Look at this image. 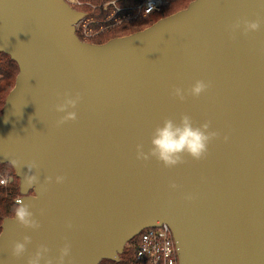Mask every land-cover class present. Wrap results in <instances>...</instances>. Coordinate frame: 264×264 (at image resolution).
<instances>
[{"label": "water", "instance_id": "obj_1", "mask_svg": "<svg viewBox=\"0 0 264 264\" xmlns=\"http://www.w3.org/2000/svg\"><path fill=\"white\" fill-rule=\"evenodd\" d=\"M83 16L65 0H0V53L19 70L0 116V164L19 180L15 204L41 225L4 219L0 264H28L40 245L50 250L41 264H56L66 243L65 264L118 263L163 224L179 264H264V0H194L101 45L76 36ZM245 20L260 29L232 30ZM196 81L209 85L198 98L173 95ZM77 94V119L58 126L67 113L57 105ZM183 114L220 134L205 159H137L157 126ZM28 175L39 183L27 187ZM25 236L32 243L16 258Z\"/></svg>", "mask_w": 264, "mask_h": 264}, {"label": "clouds", "instance_id": "obj_2", "mask_svg": "<svg viewBox=\"0 0 264 264\" xmlns=\"http://www.w3.org/2000/svg\"><path fill=\"white\" fill-rule=\"evenodd\" d=\"M243 24L244 34L249 32L258 31L261 27L260 21H238L232 26V30L235 31ZM209 85L203 81H196L195 84L185 91L181 88H175L173 95L181 101H184L187 96L199 97L205 91H207ZM80 95L77 94L75 98H71L70 95L66 96L62 104L57 105L56 110L60 113H67L58 122L57 125H63L69 121H75L77 115L75 111H69V109H75L80 102ZM211 123L206 122L202 125L194 124L192 118L187 115H181L179 123L172 118H166L162 125L155 128L151 137V148L146 154L143 151V145L137 146V159L148 160L150 158L156 159L157 162L162 163L166 168H173L185 162V157H190L193 160L205 159L208 155L209 144L219 138V133L211 131ZM228 138L225 137V140ZM15 163V162H13ZM29 172L35 169L37 166L33 163L27 166ZM64 177H57V183H63ZM4 181H0L3 183ZM52 178H46V183H51ZM39 183L37 175H28L25 177V185L27 187H33ZM173 188L177 187L175 184ZM13 216L15 221L25 228L37 230L40 228L39 222L34 218V214L30 211V206L25 204L24 201H17V205L13 208ZM71 228V224L68 225ZM31 237L25 236L23 242H16L13 246V255L16 258L22 257L27 252V246L31 244ZM49 248L45 245H40L36 253L29 258L28 264H41L42 260H45L46 255L49 253ZM71 245L65 244L60 249V255L56 264H65V259L70 256ZM46 264H53V260L47 259Z\"/></svg>", "mask_w": 264, "mask_h": 264}, {"label": "built area", "instance_id": "obj_3", "mask_svg": "<svg viewBox=\"0 0 264 264\" xmlns=\"http://www.w3.org/2000/svg\"><path fill=\"white\" fill-rule=\"evenodd\" d=\"M65 1L69 4L70 0ZM166 5L167 2L164 0H145L130 8L113 11L103 23L87 18L84 14L75 25V34L83 43L95 44V41L108 29L123 23H135L161 13ZM0 181H4L0 183L3 187L9 184L1 173ZM133 240L135 244L134 264H179L172 232L167 225L145 229Z\"/></svg>", "mask_w": 264, "mask_h": 264}, {"label": "rangeland", "instance_id": "obj_4", "mask_svg": "<svg viewBox=\"0 0 264 264\" xmlns=\"http://www.w3.org/2000/svg\"><path fill=\"white\" fill-rule=\"evenodd\" d=\"M164 1L167 2V5L164 7V9L167 12L166 17H169V16H171V15H173L179 11L186 9L190 5V3L193 2L194 0H164ZM69 4L71 5V7L74 10L81 12L83 14H86L85 16L87 18H93L96 21H98L99 23H103L113 11L130 8L134 5L133 0H100L99 3L81 2L80 0H70ZM99 11L104 13L103 17H100ZM142 20H144V19H142ZM159 20H161V19H159ZM135 23H137V22H135ZM95 28L97 29V27H95ZM133 28H134L133 23H123L121 25H117L113 28L108 29L104 34H102V36L100 38L97 39V41L102 39V38L104 40L109 39L108 41H110V40L114 39V37H116V36L130 32L131 30H133ZM5 61H7L6 56H4L0 53V104L2 101L5 102V99L8 95L7 94L5 96V98H3V95L5 92L3 91L2 87H1L2 76L5 72V68L3 67V62H5ZM0 173L4 178H6V180L9 181L8 185H11L13 182H14V184H17V183L19 184V180L16 177L15 171L13 170V168L10 165L0 164ZM4 189L7 190L8 187L7 188L4 187ZM9 192H10V190H9ZM7 196H9L11 200H14V202H15V200H17L21 197L20 191H19V193H17L13 197L11 196V194L7 195ZM14 202L13 201L9 202V200L8 201L5 200L0 204V224L3 223L2 221L4 220L5 217H7L8 214L9 215L7 218H11L9 216L12 215V212H13L12 210L15 207ZM130 242L125 246L123 254L126 251L128 252L131 250H133L135 252V247H134L135 244L134 243L132 244ZM123 254L120 255V258H124ZM132 260L133 261L135 260V254L132 256Z\"/></svg>", "mask_w": 264, "mask_h": 264}, {"label": "trees", "instance_id": "obj_5", "mask_svg": "<svg viewBox=\"0 0 264 264\" xmlns=\"http://www.w3.org/2000/svg\"><path fill=\"white\" fill-rule=\"evenodd\" d=\"M80 1L81 2L99 3L100 0H80ZM144 1L145 0H133V4L134 5H138V4L143 3ZM101 13L102 12L99 11L100 17H103L104 13H102V14ZM166 16H167V12L164 9L161 13H158V14L156 13L154 15L149 16L147 19H144V20L139 21L137 23H133L134 24L133 30H131L128 33H125V34L116 36V37H114V39L115 38L124 37V36H128V35L134 34L136 32L142 31V30H144V29L152 26L159 19H163ZM108 40L109 39H105L104 40L102 38V39L96 41L95 44L101 45V44L106 43ZM2 55L6 56L5 54H2ZM6 59H7V61L3 62V67L5 68V72H4V74L2 76V80H1V87H2L3 91L5 92L4 95H3V98H5V96L7 94L9 95V93L11 92V90L14 88L15 82H16V78H17L18 73H19V70H18V67H17L16 63L13 62L8 56H6ZM4 104H5V102H3V101L0 104V116L2 114V110H3ZM7 187H8V189L5 190L4 187H2L0 185V204L3 201H5V200H7V201L9 200V202H11V201L14 202V200H11L10 197L7 196V195H10L11 194V196L13 197L17 193H19V184L18 183L17 184H14V182H13L11 185H8ZM9 190H10V192H9ZM14 205L16 206L15 202H14ZM8 215H7V217H8ZM7 217H5L4 219H6ZM9 217H11V218L14 217L13 216V212H12V215L9 216ZM1 225H2V223L0 224V233H1ZM130 243L133 244L134 243V240H132ZM134 253L135 252L133 250L128 251V252L126 251L123 254V257L124 258H120V262L116 263V262H113V261H103L101 264H134L135 261L132 260V256L134 255Z\"/></svg>", "mask_w": 264, "mask_h": 264}]
</instances>
